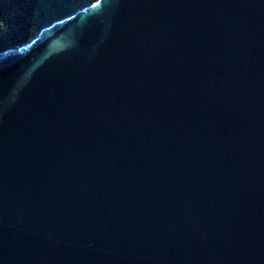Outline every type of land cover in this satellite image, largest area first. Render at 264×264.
I'll use <instances>...</instances> for the list:
<instances>
[{
  "label": "water",
  "instance_id": "95a60500",
  "mask_svg": "<svg viewBox=\"0 0 264 264\" xmlns=\"http://www.w3.org/2000/svg\"><path fill=\"white\" fill-rule=\"evenodd\" d=\"M0 264H264V0H95L1 55Z\"/></svg>",
  "mask_w": 264,
  "mask_h": 264
},
{
  "label": "trees",
  "instance_id": "16d2710c",
  "mask_svg": "<svg viewBox=\"0 0 264 264\" xmlns=\"http://www.w3.org/2000/svg\"><path fill=\"white\" fill-rule=\"evenodd\" d=\"M92 1L95 0H0V56L21 48L43 27Z\"/></svg>",
  "mask_w": 264,
  "mask_h": 264
},
{
  "label": "rangeland",
  "instance_id": "374dc122",
  "mask_svg": "<svg viewBox=\"0 0 264 264\" xmlns=\"http://www.w3.org/2000/svg\"><path fill=\"white\" fill-rule=\"evenodd\" d=\"M54 21H55V20H54ZM54 21H53V22H54ZM53 22H51V23H53Z\"/></svg>",
  "mask_w": 264,
  "mask_h": 264
},
{
  "label": "flooded vegetation",
  "instance_id": "af4514ba",
  "mask_svg": "<svg viewBox=\"0 0 264 264\" xmlns=\"http://www.w3.org/2000/svg\"><path fill=\"white\" fill-rule=\"evenodd\" d=\"M26 11H27V8H26Z\"/></svg>",
  "mask_w": 264,
  "mask_h": 264
},
{
  "label": "bare ground",
  "instance_id": "6f19581e",
  "mask_svg": "<svg viewBox=\"0 0 264 264\" xmlns=\"http://www.w3.org/2000/svg\"><path fill=\"white\" fill-rule=\"evenodd\" d=\"M55 22V21H54Z\"/></svg>",
  "mask_w": 264,
  "mask_h": 264
}]
</instances>
